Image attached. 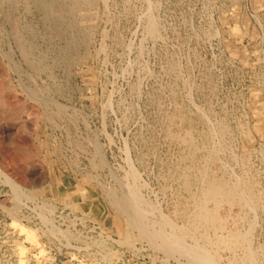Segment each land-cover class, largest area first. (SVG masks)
<instances>
[{
	"label": "rangeland",
	"instance_id": "374dc122",
	"mask_svg": "<svg viewBox=\"0 0 264 264\" xmlns=\"http://www.w3.org/2000/svg\"><path fill=\"white\" fill-rule=\"evenodd\" d=\"M46 2L0 0V264H20L19 249L27 264H191L114 207L108 192L134 187L152 229L212 264H264V0ZM211 175L254 193L215 206ZM229 232L245 237L236 250L216 243Z\"/></svg>",
	"mask_w": 264,
	"mask_h": 264
},
{
	"label": "bare ground",
	"instance_id": "6f19581e",
	"mask_svg": "<svg viewBox=\"0 0 264 264\" xmlns=\"http://www.w3.org/2000/svg\"><path fill=\"white\" fill-rule=\"evenodd\" d=\"M36 1V3H37V5L40 7V8H42V9H44L45 10V12H46V14H49L50 12H51V10L52 9H54V8H56V7H53L51 4H48L45 0H35ZM54 1V0H53ZM102 1V0H101ZM63 2V1H62ZM67 2V1H66ZM98 2V1H97ZM58 2H56V4H57ZM59 4V3H58ZM57 4V5H58ZM61 4H63V3H61ZM105 4V3H104ZM35 5V4H34ZM94 5H96L95 4V0H70V4H69V6H68V13L69 14H73V12L75 11V10H77V9H80L81 7H85V9H89L90 11H92L93 12V10H92V8L94 7ZM54 6H56V5H54ZM63 7V6H62ZM60 9V8H59ZM64 9H66V7H64ZM97 9V8H96ZM81 10V9H80ZM79 10V11H80ZM84 10V9H83ZM88 10V11H89ZM63 12H64V10H62ZM66 11V10H65ZM87 11V10H86ZM62 12V13H63ZM78 12V11H77ZM82 12V11H81ZM85 12V11H84ZM96 12V11H95ZM56 13V12H55ZM61 13V12H60ZM65 13H67V12H65ZM45 14V13H44ZM68 14V15H69ZM75 14V13H74ZM87 14H89V13H87ZM63 16V15H62ZM82 16H83V14H82ZM86 16V15H85ZM90 16V15H89ZM88 16V17H89ZM63 17H65V16H63ZM72 17V16H71ZM79 17H80V15H79ZM87 17V16H86ZM83 18H85V17H83ZM90 18H91V16H90ZM69 19V18H68ZM80 19H81V17H80ZM92 19V18H91ZM69 21V24H72V25H76V23H77V21L76 20H73L72 18L71 19H69L68 20ZM61 22V21H60ZM64 22H66V21H64ZM154 22H156L155 20H154ZM8 23V22H7ZM78 24V23H77ZM156 24V23H155ZM61 25V24H60ZM62 25H64V24H62ZM68 24L66 23V26H67ZM80 25V24H79ZM69 26V25H68ZM153 26V25H152ZM70 27V26H69ZM74 27V26H73ZM81 27V26H80ZM75 28V27H74ZM73 28V29H74ZM28 30H29V28H27ZM32 29V28H31ZM70 29H71V27H70ZM77 29H79V28H77ZM149 29H151V28H149ZM24 30V29H23ZM22 30V31H23ZM33 30V29H32ZM74 30H76V29H74ZM19 31V30H18ZM31 31V30H30ZM24 33V32H23ZM26 33V32H25ZM24 33V34H25ZM155 33V32H154ZM16 34V33H15ZM22 34V33H21ZM28 35V34H27ZM34 35H36V34H34ZM84 35V34H83ZM18 36V35H17ZM16 37V36H15ZM71 37V36H70ZM82 37V36H81ZM21 38V37H20ZM29 38V37H28ZM37 38V37H36ZM34 40V39H33ZM20 41V40H19ZM19 41H17V42H19ZM22 41V40H21ZM29 41V40H28ZM35 41V40H34ZM33 41V42H34ZM20 43V42H19ZM23 43V42H22ZM69 44V43H68ZM20 45V44H19ZM25 45V44H24ZM23 45V46H24ZM36 46V45H35ZM28 47H29V45H28ZM32 47V46H31ZM69 48V47H68ZM67 48V49H68ZM34 49V48H33ZM65 49V48H64ZM61 51V50H60ZM71 51V50H70ZM27 51H24V53L27 55L28 53H26ZM63 52V51H62ZM65 52V51H64ZM23 53V54H24ZM59 53V52H58ZM35 54H36V52H35ZM56 54V53H55ZM29 55V54H28ZM34 55V54H33ZM57 55H59V54H57ZM24 56V55H23ZM30 56H31V54H30ZM44 56H46V55H44ZM69 56V55H68ZM32 57V56H31ZM30 57V58H31ZM41 57V56H40ZM62 58H64V54H63V56H61ZM28 58H29V56H28ZM45 58V57H44ZM43 58V59H44ZM57 58V57H56ZM61 58V59H62ZM61 59H60V61H61ZM31 60H33L32 58H31ZM34 60H36L35 58H34ZM42 60V59H41ZM29 61H30V59H29ZM67 61V60H66ZM28 62V61H27ZM35 62V61H34ZM57 62V61H56ZM29 63V62H28ZM32 63V62H31ZM36 63V62H35ZM44 63H45V60H44ZM43 63V64H44ZM55 63V62H54ZM66 63V62H65ZM37 65V64H36ZM29 67V66H28ZM45 68H46V66H44ZM33 70V69H32ZM31 70V71H32ZM38 70V69H37ZM46 72V71H45ZM174 72V71H173ZM39 73V72H38ZM44 73V72H43ZM43 73H41V74H43ZM38 77V76H37ZM3 84V83H2ZM56 84V83H55ZM3 86V85H2ZM6 86V85H5ZM27 87V86H26ZM23 89V88H22ZM30 89V88H29ZM32 89V88H31ZM12 90V89H11ZM51 90V89H50ZM55 90V89H54ZM27 91V90H26ZM25 91V92H26ZM29 91V90H28ZM44 91V90H43ZM52 91V90H51ZM50 91V92H51ZM56 91V90H55ZM175 91V90H174ZM24 92V91H23ZM35 92V91H34ZM41 93H43L42 92V90H41ZM49 93V92H48ZM47 95V94H46ZM7 96V95H6ZM48 96V95H47ZM34 97V96H33ZM39 97V96H38ZM37 97V98H38ZM20 98V97H19ZM41 98V97H40ZM9 99V98H8ZM41 100H42V98H41ZM1 101H2V99H1ZM51 102V101H50ZM39 103V102H38ZM43 103V102H42ZM15 104V103H14ZM52 104H54L53 102H52ZM51 104V105H52ZM47 105H48V103H47ZM45 106V105H44ZM53 106V105H52ZM42 107V106H41ZM53 107H55V106H53ZM56 109V108H55ZM58 109V108H57ZM62 109V108H61ZM260 109V108H259ZM53 111V110H52ZM52 113H54V112H52ZM189 113V112H188ZM187 113V114H188ZM28 114V113H27ZM37 114V113H36ZM56 114V113H55ZM59 114V113H58ZM53 115V114H52ZM62 115H63V113H62ZM13 116V115H12ZM50 116V115H49ZM10 117V116H9ZM53 117H54V115H53ZM22 118V117H21ZM56 118V117H55ZM186 118H187V116H186ZM190 118H191V116H190ZM193 119V118H192ZM189 120V119H188ZM187 120V121H188ZM222 121V120H221ZM13 122H15V121H13ZM51 122H53V120L51 121ZM195 123H196V121H195ZM59 124V123H58ZM223 124H225V123H223ZM218 125V124H217ZM217 125H216V127H217ZM225 126H226V124H225ZM220 127H221V125H220ZM219 126H218V128H220ZM223 128L221 129V130H224V125L222 126ZM227 127V126H226ZM217 128V129H218ZM24 129V128H23ZM212 129V128H211ZM213 129H215V128H213ZM216 129V130H217ZM184 130V129H183ZM188 130V129H187ZM186 130V131H187ZM195 130V129H194ZM208 130H209V128H208ZM219 130V129H218ZM217 130V131H218ZM227 130V129H226ZM229 130H227V132H228ZM167 132V131H166ZM208 132V131H207ZM209 132H211V131H209ZM219 132V131H218ZM221 132H223V131H221ZM225 133H226V131H224ZM68 133V132H67ZM189 133V132H188ZM220 133V132H219ZM219 133H218V135H219ZM205 134V133H204ZM207 134V133H206ZM205 134V135H206ZM210 134V133H209ZM213 134L215 135V133H214V131H213ZM212 133H211V135H213ZM217 134V133H216ZM223 134V133H222ZM222 134H220V135H222ZM168 135H171V134H168ZM173 135V134H172ZM171 135V136H172ZM201 135V134H200ZM208 135V134H207ZM224 135V134H223ZM190 136V135H189ZM195 136V135H194ZM202 136V135H201ZM176 137V136H175ZM181 138V137H180ZM194 138V137H193ZM218 138V137H217ZM179 139V138H178ZM183 139V138H182ZM216 139V138H215ZM174 140V139H173ZM179 140H181V139H179ZM194 140V139H193ZM202 140V139H201ZM205 140V139H204ZM221 140V139H220ZM181 141H183V140H181ZM190 141V140H189ZM212 141V140H211ZM185 142H187V141H185ZM184 141H183V143H185ZM202 142V141H201ZM204 142V141H203ZM210 142V141H209ZM182 143V144H183ZM193 143V142H192ZM191 143V144H192ZM208 143V142H207ZM212 143V142H211ZM210 143V144H211ZM225 143V142H224ZM200 144V143H199ZM198 144V145H199ZM215 144V143H214ZM216 144H217V142H216ZM220 144V143H219ZM175 145V144H174ZM195 145V144H194ZM201 145V144H200ZM205 145H206V143H205ZM208 145V144H207ZM206 145V146H207ZM76 146V145H75ZM196 146V145H195ZM194 146V148H196ZM215 146V145H214ZM179 147V146H178ZM188 146H186V148H187ZM189 147H190V142H189ZM198 147V146H197ZM208 147V146H207ZM183 148V147H182ZM213 148V147H212ZM77 149V148H76ZM96 149H98V148H96ZM198 149H199V147H198ZM204 149V148H203ZM95 150V149H94ZM189 150V149H188ZM196 150H197V148H196ZM209 150H211V149H209V147H208V151ZM190 151V150H189ZM194 151V150H193ZM199 151V150H198ZM201 151V150H200ZM205 151V150H204ZM203 151V152H204ZM207 151V150H206ZM98 152V151H97ZM191 152V151H190ZM190 152H188V153H190ZM195 152V151H194ZM214 152H216V151H214ZM94 153H96V152H94ZM198 153V152H197ZM208 153H210V151L208 152ZM213 152L211 151V153L210 154H212ZM217 153V152H216ZM99 154H101L100 152H99ZM98 154V155H99ZM181 154V153H180ZM190 154H192V153H190ZM194 154V153H193ZM201 154V153H200ZM218 154V153H217ZM97 155V156H98ZM186 155V154H185ZM209 155V154H208ZM208 155H206V156H208ZM213 155V154H212ZM211 155V156H212ZM216 154L214 153V156H215ZM181 156V155H180ZM179 156V157H180ZM200 156H203V154L202 155H200ZM211 156H208V157H211ZM100 157H101V155H100ZM182 158H184L183 156H181ZM187 157V156H186ZM191 158H192V156H190ZM189 157V158H190ZM195 157H196V155H195ZM199 157V156H198ZM98 157H96V159H97ZM200 158V157H199ZM203 158H205V157H203ZM212 158H214V157H212ZM193 159V158H192ZM215 159V158H214ZM184 160H185V158H184ZM187 161H188V159H186ZM195 160V159H194ZM194 160H192V162L194 161ZM212 161H213V159H211ZM218 160V159H217ZM189 161H191V160H189ZM199 161V160H198ZM201 161H207V160H201ZM209 161V160H208ZM215 161H216V159H215ZM104 162V161H103ZM184 162V161H183ZM196 162V161H195ZM209 162H211V161H209ZM179 163V162H178ZM193 164V163H192ZM100 165V164H99ZM101 165H103V164H101ZM177 165V164H176ZM184 165H185V163H184ZM183 165V166H184ZM188 165H189V163H188ZM198 165V164H197ZM199 165H202L201 163L199 164ZM198 165V166H199ZM207 165H208V163H207ZM210 165V164H209ZM208 165V166H209ZM219 165V164H218ZM97 166V165H96ZM105 166V165H104ZM178 166H182V165H179L178 164ZM192 166V165H191ZM207 166V167H208ZM195 167V166H194ZM201 167H203V166H201ZM220 167H221V165H220ZM179 168V167H178ZM184 168V167H183ZM192 168V167H191ZM182 169V168H181ZM199 169V168H198ZM205 169H206V167H205ZM204 169V170H205ZM189 170V169H188ZM192 170H194V169H192ZM196 170H197V168H196ZM200 170V169H199ZM203 169H201V171H202ZM218 170V169H217ZM221 170V169H220ZM224 171H226L225 170V168L223 169ZM182 171V170H181ZM180 171V172H181ZM207 171V170H206ZM223 171V173H225ZM247 171V170H246ZM176 172H178V171H176ZM204 172V171H203ZM190 173V172H189ZM201 173V172H200ZM211 174L213 173V172H210ZM209 173V174H210ZM178 174V173H177ZM180 174V173H179ZM187 174V173H186ZM191 174H194V173H191ZM196 174V173H195ZM202 174V173H201ZM201 174H199V175H201ZM206 174V173H205ZM214 174V173H213ZM216 174V173H215ZM217 174H218V171H217ZM248 174V173H247ZM181 175V174H180ZM182 175H184V174H182ZM198 175V176H199ZM207 175H208V172H207ZM224 175H226V174H224ZM178 176V175H177ZM189 176V175H188ZM198 176H196L197 178H198ZM221 176V175H220ZM245 176V175H244ZM184 177V176H183ZM190 177V176H189ZM194 177V176H193ZM224 176H222V178H223ZM229 177V176H228ZM188 178V177H187ZM202 178H203V176H202ZM202 178H201V180H202ZM222 178L220 177H218V176H210V177H206V180H205V182H204V189L202 190V193H203V195H204V198L206 197L207 198V200H205V201H208V200H210L211 202H213L212 204H215V206L216 205H218L220 202H227V203H230V205H231V203H234L235 204V202H237V205H238V202L239 201H241V200H244V199H242V197H247V194H253L254 192L251 190V188H250V185L252 184V183H250V184H246V185H248L247 187L245 186L244 187V189H242L241 187H240V185L237 183H233V185H229V183H226V182H224V180H222ZM237 178V177H236ZM116 179V178H115ZM138 179V178H137ZM177 179L179 180V178L177 177ZM190 179V178H189ZM199 179H200V177H199ZM204 179H205V177H204ZM226 179V178H225ZM229 179V178H228ZM233 179V178H232ZM241 179H243V178H241ZM251 179L252 180H254L252 177H251ZM176 180V179H175ZM187 180V179H186ZM227 180V179H226ZM250 179L248 178V180H247V182L249 181ZM251 180V181H252ZM199 181V180H198ZM234 181V180H233ZM237 181V180H236ZM116 182V181H115ZM186 182V181H185ZM196 182V181H195ZM201 182V181H200ZM229 182V181H228ZM253 182V181H252ZM135 183V182H134ZM182 183V182H181ZM202 183V182H201ZM255 183V182H254ZM253 183V184H254ZM195 184V183H194ZM203 184V183H202ZM231 184V183H230ZM134 185H136V184H134ZM189 185V184H188ZM201 185V184H200ZM241 185H242V182H241ZM203 186V185H202ZM201 186V187H202ZM252 186V185H251ZM122 187V186H121ZM138 187L139 186H137V189H138ZM182 187H184V186H182ZM254 187H256V186H254ZM132 188V187H131ZM194 188V187H193ZM16 190L18 189V188H15ZM15 189H14V191H15ZM110 189H112V188H110ZM187 189V188H186ZM190 189V188H189ZM200 189V188H199ZM253 189V188H252ZM113 190V189H112ZM121 190H123V188L122 189H120V191ZM127 192V194H126V196H122V197H120V196H118V195H116L115 193L117 192H108L109 193V197H110V199L112 200V203H113V205H114V207H116L120 212H121V214H123L125 217H126V219H127V221H128V225L129 226H132L133 227V229H137V231H139L140 233V235H141V237L142 238H144V239H146L147 241H149V242H151V243H153V245L155 244V245H157V241L158 240H160L161 241V244H159L158 243V246H159V248H161V249H164L165 251H169V252H172V253H174V252H180V253H182V254H184V255H186V256H188L192 261V263H193V261L194 262H199L200 264H212V262H211V259L208 257V255L205 253V252H203V253H201V252H198V253H201V254H198V253H195L192 249H188V248H186V247H184V245H182V241L181 240H179V238L177 237V236H173V235H171V236H166L162 231H160V230H158V228L155 230V229H152V227H149L148 226V224H147V221L145 222L144 221V219L146 220L147 218L145 217L144 218V216H143V212H142V209L143 208H141V206H140V202L141 201H139L140 199L139 198H137V194H136V192L134 191L135 190V187H134V189L133 190H130V189H125ZM130 190V191H129ZM184 190V189H183ZM188 190V189H187ZM193 190V189H192ZM191 190V191H192ZM195 190V189H194ZM193 190V191H194ZM201 190V189H200ZM256 190V189H255ZM108 191V190H107ZM119 191V192H120ZM124 191V190H123ZM136 191H138L139 192V189L138 190H136ZM189 191V190H188ZM191 191H190V193H191ZM251 191L253 192V193H251ZM125 192V191H124ZM256 192V191H255ZM17 194V196H18V190H17V192H16ZM23 193V192H22ZM82 193V192H81ZM122 193V192H121ZM201 193V194H202ZM14 194V193H13ZM140 193H138V195H139ZM200 194V195H201ZM16 195H14V196H16ZM21 195V194H20ZM84 195V194H83ZM199 195V194H198ZM203 195H201V196H203ZM256 195V194H255ZM187 196H189V195H187ZM238 196V197H237ZM258 196V195H257ZM256 196V197H257ZM260 197V196H259ZM18 198V197H17ZM141 198V197H140ZM188 198V197H187ZM202 198V197H201ZM19 199V198H18ZM109 199V200H110ZM139 199V200H138ZM185 199V198H184ZM199 199V198H198ZM254 199V198H253ZM256 199V198H255ZM260 199V198H259ZM195 200V199H194ZM201 200V199H200ZM246 200V199H245ZM251 200V199H250ZM249 200V201H250ZM261 200V199H260ZM205 201L203 202V203H205ZM209 201V202H210ZM40 202V201H39ZM198 202V201H197ZM208 202V203H209ZM253 202V201H252ZM256 202V201H255ZM255 202H253V203H255ZM199 203V202H198ZM240 203V202H239ZM257 203V202H256ZM144 204V203H143ZM142 204V205H143ZM200 204V203H199ZM16 205V204H15ZM145 205V204H144ZM187 205V204H186ZM194 205V204H193ZM211 205V204H210ZM245 205V204H244ZM248 205V204H247ZM250 205V204H249ZM112 206V205H111ZM147 206V205H146ZM262 206V205H261ZM113 207V208H114ZM218 207V206H217ZM216 207V208H217ZM243 207V205L241 206V208ZM254 207V206H253ZM185 208H186V206H185ZM184 208V209H185ZM198 208V210L196 211V209ZM196 209H195V211H196V213L198 212V219H199V221L201 222V223H207V225L208 224H210V223H213V224H215V223H218V217H216V215H212V213H209V210L208 211H206L205 209H207L208 207L206 206L205 207V205H203L202 204V202H201V204L197 207ZM250 208H252V207H250ZM41 209V208H40ZM45 209V208H44ZM147 209H149V208H147ZM152 209V208H151ZM180 209V208H179ZM215 209V208H214ZM192 210V209H191ZM13 211V210H12ZM11 211V212H12ZM43 211V210H42ZM47 211V210H46ZM148 211V210H147ZM194 210H192V212H193ZM211 211V210H210ZM13 212H15V210L13 211ZM47 213V212H46ZM148 213V212H147ZM42 214V213H41ZM44 214V213H43ZM186 214V213H185ZM194 214V213H193ZM47 215V214H46ZM242 215V214H241ZM44 216H45V214H44ZM193 215L191 214V217H192ZM197 217L195 218V219H197ZM124 218V217H123ZM188 218H190V217H188ZM49 219V218H48ZM154 219V218H153ZM153 219H151V220H153ZM188 220V219H187ZM46 221V220H45ZM199 221H197V222H199ZM184 222V221H183ZM186 222H188V221H186ZM193 222V221H192ZM48 223V222H47ZM153 225H154V223H155V225H157L158 226V224H156L157 223V221L156 222H151ZM159 223V222H158ZM152 224H150V226H153ZM160 224V223H159ZM163 224V223H162ZM190 224V223H189ZM194 225H195V223H193ZM154 225V226H155ZM218 226V225H217ZM156 227V226H155ZM173 227V226H172ZM181 227V226H180ZM196 227H197V225H196ZM178 228H179V226H178ZM193 228V227H192ZM195 228V227H194ZM205 228V227H204ZM215 228V227H214ZM160 229V228H159ZM174 229V228H173ZM186 229H190L189 228V226H188V228H186ZM220 229V228H219ZM20 230H22V231H25V228H24V230L23 229H20ZM50 230V232H51V229H49ZM49 230H48V232H49ZM182 230V229H181ZM180 230V231H181ZM191 230V229H190ZM189 230V232H191ZM193 230V229H192ZM195 230V229H194ZM210 230V229H209ZM208 231V230H207ZM31 232H33V231H31ZM57 232V231H56ZM123 232H125V230H123ZM131 232V231H130ZM193 232V231H192ZM236 232V231H235ZM23 233H25L26 234V236H27V239L29 240V242L31 243V245H32V247H37L39 250H40V253H42V248L40 247V244H39V242H38V240H37V238L34 236V235H32L30 232L28 233H26V232H23ZM195 233V232H194ZM170 234V233H169ZM214 234V233H213ZM229 234H230V232H229ZM51 235H52V233H51ZM55 235H57V234H55ZM63 235V234H62ZM124 235V234H123ZM176 235H177V233H176ZM179 235V234H178ZM222 235V234H221ZM216 236V235H215ZM219 236V235H218ZM51 237V236H50ZM55 237H57V236H55ZM124 237H126L125 235H124ZM123 237V238H124ZM138 237V236H137ZM206 237V236H205ZM203 238V237H202ZM134 239V238H133ZM184 239V238H183ZM206 239H208V237L206 238ZM205 240V239H204ZM212 240V239H211ZM242 240H245V237L244 236H240V235H238V234H236V233H232V234H230V235H228L227 237H224V236H222V237H218V239H216V243L218 244V245H220V246H223V247H225V248H228V250L229 249H234L237 245H241L242 244ZM133 241V240H132ZM214 241H215V239H214ZM210 242V241H209ZM248 242V241H247ZM213 243V242H212ZM246 244V243H245ZM244 244V245H245ZM156 247V246H155ZM219 247V246H218ZM238 247V246H237ZM240 247V246H239ZM203 249V248H202ZM210 249V248H209ZM215 249V248H214ZM240 250H242L241 248H239ZM249 248H247V250H248ZM196 250H198L199 251V248L197 249L196 248ZM204 250V249H203ZM202 250V251H203ZM207 250V249H206ZM206 250H204V251H206ZM234 250H236V249H234ZM37 251V250H36ZM238 252V251H237ZM18 255H19V257H20V264H27V262H25L24 260V256H25V251L23 250V249H19L18 250ZM208 253V252H207ZM243 253H244V250H243ZM242 253V254H243ZM211 254V253H210ZM236 254V253H235ZM251 254V253H250ZM250 254H248V257L247 258H250L251 256H250ZM253 254V253H252ZM244 255V254H243ZM210 256H212V255H210ZM176 257V256H175ZM245 257V256H244ZM189 259V260H190ZM236 259V258H235ZM238 259V258H237ZM236 259V260H237ZM252 259V258H251ZM251 259H249L248 260V264H252V263H249V262H251ZM235 260V261H236ZM246 260V259H245ZM213 261V260H212ZM234 261V260H233ZM238 261V260H237ZM191 263V264H192ZM194 264V263H193ZM195 264H198V263H195ZM240 264V263H239ZM241 264H243V263H241Z\"/></svg>",
	"mask_w": 264,
	"mask_h": 264
}]
</instances>
